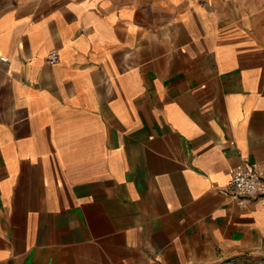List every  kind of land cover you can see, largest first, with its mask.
<instances>
[{"label": "crops", "instance_id": "1", "mask_svg": "<svg viewBox=\"0 0 264 264\" xmlns=\"http://www.w3.org/2000/svg\"><path fill=\"white\" fill-rule=\"evenodd\" d=\"M0 56V264H264V0H0Z\"/></svg>", "mask_w": 264, "mask_h": 264}, {"label": "built area", "instance_id": "2", "mask_svg": "<svg viewBox=\"0 0 264 264\" xmlns=\"http://www.w3.org/2000/svg\"><path fill=\"white\" fill-rule=\"evenodd\" d=\"M57 55L52 53L49 56L50 61H55ZM6 56H0V61L6 62ZM225 190L231 197L237 200L241 206L264 193V178L261 170L255 163H242L237 165L231 176V179L225 185Z\"/></svg>", "mask_w": 264, "mask_h": 264}]
</instances>
